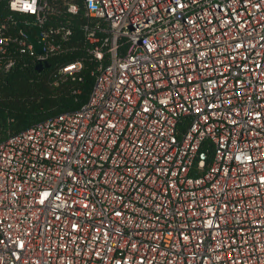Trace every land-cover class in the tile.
<instances>
[{
  "label": "built area",
  "instance_id": "2783aa9c",
  "mask_svg": "<svg viewBox=\"0 0 264 264\" xmlns=\"http://www.w3.org/2000/svg\"><path fill=\"white\" fill-rule=\"evenodd\" d=\"M4 2L2 73L94 82L0 142V264H264V0Z\"/></svg>",
  "mask_w": 264,
  "mask_h": 264
},
{
  "label": "trees",
  "instance_id": "16d2710c",
  "mask_svg": "<svg viewBox=\"0 0 264 264\" xmlns=\"http://www.w3.org/2000/svg\"><path fill=\"white\" fill-rule=\"evenodd\" d=\"M4 10L6 2L0 0V15ZM74 28L73 43H78L82 32L79 24ZM76 57V53H70L55 58L41 72L34 67L18 68L10 75L0 71V142L60 114L78 111L87 102L94 82L90 67L84 69L82 81L53 84L56 66Z\"/></svg>",
  "mask_w": 264,
  "mask_h": 264
},
{
  "label": "water",
  "instance_id": "95a60500",
  "mask_svg": "<svg viewBox=\"0 0 264 264\" xmlns=\"http://www.w3.org/2000/svg\"><path fill=\"white\" fill-rule=\"evenodd\" d=\"M40 32V30H38ZM27 38L29 41L33 42V43H36L35 40L29 35V34H26ZM36 51L37 53L41 54L43 53V47L41 44H37L36 43ZM49 67V64H45L44 66L43 65H38L36 70L41 72L43 71L44 68H48Z\"/></svg>",
  "mask_w": 264,
  "mask_h": 264
}]
</instances>
